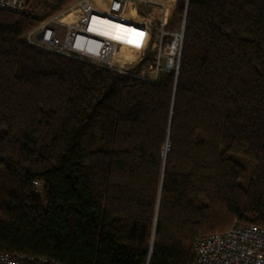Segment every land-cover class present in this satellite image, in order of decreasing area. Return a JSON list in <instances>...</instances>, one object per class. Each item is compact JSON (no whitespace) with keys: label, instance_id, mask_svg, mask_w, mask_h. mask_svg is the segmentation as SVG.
Listing matches in <instances>:
<instances>
[{"label":"trees","instance_id":"obj_1","mask_svg":"<svg viewBox=\"0 0 264 264\" xmlns=\"http://www.w3.org/2000/svg\"><path fill=\"white\" fill-rule=\"evenodd\" d=\"M30 1L0 8V252L194 264L196 235L264 227V0H178L155 81L26 44L77 0Z\"/></svg>","mask_w":264,"mask_h":264},{"label":"built area","instance_id":"obj_2","mask_svg":"<svg viewBox=\"0 0 264 264\" xmlns=\"http://www.w3.org/2000/svg\"><path fill=\"white\" fill-rule=\"evenodd\" d=\"M28 0H0V8L23 11ZM177 0H77L30 29L28 45L155 81L161 72L177 71L184 38V18L177 30L166 28ZM129 11L130 15L129 16ZM156 35V36H155ZM155 40L153 41V39ZM155 54L135 72L113 62L123 46L140 55L152 43ZM194 264H264V227L236 221L224 231L198 234L192 240ZM0 264H63L44 257L0 252Z\"/></svg>","mask_w":264,"mask_h":264},{"label":"rangeland","instance_id":"obj_3","mask_svg":"<svg viewBox=\"0 0 264 264\" xmlns=\"http://www.w3.org/2000/svg\"><path fill=\"white\" fill-rule=\"evenodd\" d=\"M40 1L41 0H31L30 1V5H31L30 8L37 10V5H39ZM177 4H178V0L176 1L175 10H176ZM175 10H174V14H173L171 20L166 25V28H168L169 30H177L183 24L184 16L183 17H176L175 16ZM128 15L131 16L130 11H129ZM154 40H155V38L153 39V41ZM153 41L149 45V50L144 55H140V53H138V50H136L135 47H131V46L121 47V49L118 50V52L116 53V55L113 59V62H116L120 65H123L125 68L133 69V71H135V72H139V71L146 72L144 67L146 66V64L150 60L153 59L154 54H155V47L153 45ZM240 161L246 166L245 176H244V178H242L240 180V183L243 186L247 187L249 185V181L251 178L253 166L248 161H246L242 158H240Z\"/></svg>","mask_w":264,"mask_h":264},{"label":"water","instance_id":"obj_4","mask_svg":"<svg viewBox=\"0 0 264 264\" xmlns=\"http://www.w3.org/2000/svg\"><path fill=\"white\" fill-rule=\"evenodd\" d=\"M187 5H188V2H187ZM185 21H186V16H185V18H184V31H185ZM168 143H169V142H168ZM169 149H170V143H169V146H168L167 153H168Z\"/></svg>","mask_w":264,"mask_h":264},{"label":"bare ground","instance_id":"obj_5","mask_svg":"<svg viewBox=\"0 0 264 264\" xmlns=\"http://www.w3.org/2000/svg\"><path fill=\"white\" fill-rule=\"evenodd\" d=\"M117 52H118V51H117ZM117 52H116V53H117ZM116 53L114 54V57H115ZM113 59H114V58H113ZM168 146H169V145H166V146H165V150H164V154H165V155H166V152H167V150H168Z\"/></svg>","mask_w":264,"mask_h":264}]
</instances>
